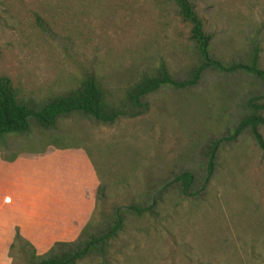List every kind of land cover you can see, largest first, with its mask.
Returning <instances> with one entry per match:
<instances>
[{
    "label": "rangeland",
    "instance_id": "1",
    "mask_svg": "<svg viewBox=\"0 0 264 264\" xmlns=\"http://www.w3.org/2000/svg\"><path fill=\"white\" fill-rule=\"evenodd\" d=\"M191 1L216 60L246 63L256 49L264 70V0ZM189 32L170 0H0V76L42 102L93 74L120 105L160 65L187 77L197 62ZM251 97L264 99L255 78L208 71L191 89L151 94L135 119L71 115L53 130L9 136L0 144V264H23L10 251L16 234L41 255L115 207L152 200L157 214L127 215L105 257L78 264H264V159L248 134L223 142L201 185L206 146L228 135ZM183 172L194 198L179 193Z\"/></svg>",
    "mask_w": 264,
    "mask_h": 264
},
{
    "label": "trees",
    "instance_id": "2",
    "mask_svg": "<svg viewBox=\"0 0 264 264\" xmlns=\"http://www.w3.org/2000/svg\"><path fill=\"white\" fill-rule=\"evenodd\" d=\"M177 16L190 27L189 39L197 58L184 80L176 81L165 65H160L152 75L143 76L130 87L120 105L108 102L106 92L98 78L93 74L85 75L78 85L65 94L37 102L21 94L6 76H0V144L9 136L28 134L33 125L44 131L57 127L59 121L71 115H79L101 125H110L120 119H135L148 110L145 98L158 90L169 87L186 90L196 86L203 74L208 71L220 74L243 73L255 78L264 86V70L259 65V55L255 49L246 63L226 65L211 54V35L204 29L203 21L191 0H170ZM244 114L226 137L213 140L205 148V169L202 188L209 183L215 170L219 148L224 141L234 142L243 134H248L264 159V99L251 97L244 103ZM180 195L185 199L194 198L196 185L193 175L183 172L174 177ZM100 190L97 191V197ZM157 201L145 206L131 204L125 208L115 207L98 224L88 222L79 237L74 241L55 242L44 254L16 234L10 251L17 249L23 264H78L92 255L104 258L112 243L123 231L127 215L144 217L148 212L157 214ZM18 243V245H16ZM16 245V246H15Z\"/></svg>",
    "mask_w": 264,
    "mask_h": 264
}]
</instances>
